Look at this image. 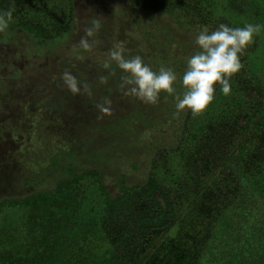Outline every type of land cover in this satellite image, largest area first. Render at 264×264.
I'll list each match as a JSON object with an SVG mask.
<instances>
[{
    "label": "trees",
    "instance_id": "16d2710c",
    "mask_svg": "<svg viewBox=\"0 0 264 264\" xmlns=\"http://www.w3.org/2000/svg\"><path fill=\"white\" fill-rule=\"evenodd\" d=\"M119 1L148 21L181 17L195 36L220 24L261 31L230 94L217 85L204 112L181 113L170 142L152 145L144 182L122 181L113 197L80 149L53 151L60 178L0 200V264H264V0ZM13 5L0 34L53 41L73 30L75 0H0V13Z\"/></svg>",
    "mask_w": 264,
    "mask_h": 264
},
{
    "label": "rangeland",
    "instance_id": "374dc122",
    "mask_svg": "<svg viewBox=\"0 0 264 264\" xmlns=\"http://www.w3.org/2000/svg\"><path fill=\"white\" fill-rule=\"evenodd\" d=\"M148 19L151 23L119 0H75L73 30L63 38L40 41L22 30L0 34V200L53 184L62 173L50 168V155L65 146L81 150L84 168L100 170L113 197L120 195L122 181L144 182L152 145L171 140L179 117L176 97L186 91V61L199 50L183 18ZM93 20L101 27L85 50L79 41ZM120 42L125 58L139 55L154 72L173 70L175 92H162L155 104L124 95L120 85L125 73L115 62L109 69L103 66ZM65 70L92 94L81 87L73 95L61 78ZM101 76L107 84L100 83ZM105 98L111 100V115L98 118L102 114L96 106ZM41 178L47 181L40 184ZM19 244L23 251L30 248Z\"/></svg>",
    "mask_w": 264,
    "mask_h": 264
},
{
    "label": "clouds",
    "instance_id": "9594fccd",
    "mask_svg": "<svg viewBox=\"0 0 264 264\" xmlns=\"http://www.w3.org/2000/svg\"><path fill=\"white\" fill-rule=\"evenodd\" d=\"M15 6L0 13V32L8 29L13 22ZM101 25L98 20H93L91 26L85 28V35L79 41V46L89 50L92 44L89 37H93L99 31ZM261 31L258 24H247L242 28L229 27L227 24H220L216 30L209 31L208 28L199 30L195 36V44L198 46L192 56L186 61V69L182 76V84L186 89L183 97H176V112L178 117L186 110H190L193 117L204 112L213 102L216 86H221L224 95L231 92V78L240 72L243 67L241 55L254 42V36ZM94 43V41H93ZM110 62H115L117 67L125 73L121 77V91L124 95L134 96L141 101L155 104L162 92L169 95L175 92L174 84L177 80L175 72L169 68L161 67L159 72H154L143 62L141 56L125 58L123 42L113 46L109 52V61L104 63V68L111 67ZM62 80L68 90L77 95L81 87L89 96L91 88L80 82L68 70L62 74ZM101 84H107L108 78L101 76ZM102 114L111 115V100L105 98L103 103L96 106ZM173 229L171 234H174Z\"/></svg>",
    "mask_w": 264,
    "mask_h": 264
}]
</instances>
